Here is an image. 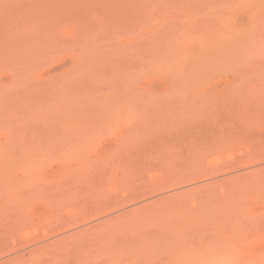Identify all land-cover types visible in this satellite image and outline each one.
I'll use <instances>...</instances> for the list:
<instances>
[{"label": "rangeland", "instance_id": "374dc122", "mask_svg": "<svg viewBox=\"0 0 264 264\" xmlns=\"http://www.w3.org/2000/svg\"><path fill=\"white\" fill-rule=\"evenodd\" d=\"M0 264H264V0H0Z\"/></svg>", "mask_w": 264, "mask_h": 264}]
</instances>
